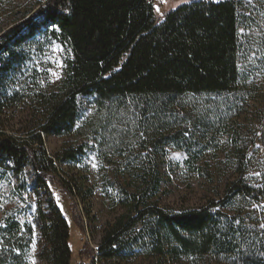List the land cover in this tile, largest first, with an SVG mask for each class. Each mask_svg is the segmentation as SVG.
<instances>
[{
  "label": "trees",
  "instance_id": "1",
  "mask_svg": "<svg viewBox=\"0 0 264 264\" xmlns=\"http://www.w3.org/2000/svg\"><path fill=\"white\" fill-rule=\"evenodd\" d=\"M152 1L49 0L0 37V114L19 102L9 82L27 60L25 45L49 35L71 55L58 91L41 95L44 113L39 133L18 137L0 125V170L9 169L19 178L30 170L47 195V206L44 211L40 207L35 222L45 244L39 258L45 264H71L69 224L49 182L58 171L56 163L76 161L86 147H67L51 158L43 136L62 138L79 129L82 103L89 99L97 120L85 124V133L110 143L121 138L122 145L130 138L126 124L137 121L155 134L153 150L143 145L125 157L123 174L138 183V191L124 197L132 203L130 213L107 231L96 251L100 260L115 264L139 249L148 264H168L169 259L182 257L264 264V234L253 226L254 217L247 210L264 203V178L259 186L245 179L249 149L259 142L248 127L239 126L230 134L232 149L223 163L232 172L220 201L180 214L147 205L161 185L158 155L172 147L186 155L189 170L200 172L197 165L206 151L203 141L217 133L253 92L241 30L257 16H247V0H202L180 6L157 24ZM254 1L264 7V0ZM53 25L59 30L53 31ZM260 61L264 69V60ZM188 97L198 100L197 107L181 114L177 107ZM174 125L171 132L160 131ZM222 169L216 174L221 175ZM204 173L213 183L215 176L208 170ZM66 190L73 194L72 188ZM3 225L0 264H31L33 224L10 216Z\"/></svg>",
  "mask_w": 264,
  "mask_h": 264
},
{
  "label": "rangeland",
  "instance_id": "2",
  "mask_svg": "<svg viewBox=\"0 0 264 264\" xmlns=\"http://www.w3.org/2000/svg\"><path fill=\"white\" fill-rule=\"evenodd\" d=\"M48 1L0 0V37L16 24L31 17ZM196 1L202 0H189L187 3L183 0H153L156 23L163 22L167 13ZM247 1L249 2L247 16H257V19L248 20L246 28L241 30L243 59L246 61V72L248 73V70L250 72L249 84L251 87L254 86V90L242 100L238 110L230 118H226V122L220 124L217 133L209 134L203 141L206 151L197 165L200 172L189 170L184 164L186 155L172 147H167L158 155L157 167L161 174V185L157 195L147 203L148 206L180 214L205 208L211 201H220L224 194V185L229 181L232 172L231 168L223 163L232 149L230 134L235 128H240L239 126L248 127L251 134H256V140L259 141L249 149L251 156L245 179L251 185L259 186L264 178V134H262L264 132L262 130L264 69H261L260 61L264 60V48H262L264 20L260 15L264 14V7L260 9L254 0ZM157 7L159 12L156 10ZM53 44L61 46L53 37L44 35L23 47L27 60L9 82V90L19 94V102L0 114L1 127L11 135L20 137L32 132L39 133L44 113L41 95H50L58 91L64 77L66 62L71 57L70 52L63 46L61 47L65 51L58 56L54 55L51 51ZM56 59L63 61L62 69L56 68L54 62ZM48 68L56 70L60 78L55 79L50 76L46 71ZM181 101V106L177 107V111L181 114L187 109L194 110L197 107L198 100L194 98L188 97ZM96 117V109L91 100H83L79 129L62 138L43 136L45 150L51 158H56L67 147H86L85 154L79 156L76 161L56 163L58 171L49 182L53 198L69 224L71 264H110L100 260L96 251L109 228L119 218L130 213L132 203L123 200L125 196L136 193L139 186L135 180L123 174L122 165L125 157L133 152H139L143 145L153 150L151 146V138L155 136L153 128H148L146 124L141 126L140 123H136L137 121L126 124L125 130L129 132L126 135L130 138L126 137L122 145L121 138L110 143L103 141L101 136L95 137L85 133V124L96 123ZM175 128L176 125L160 131L167 133ZM121 147L126 151L121 152ZM93 164L96 167H93ZM220 167L223 168L222 174L217 175V169ZM204 170L215 176L213 183L205 175ZM256 173L260 175L257 176ZM67 186L73 190L71 196L66 190ZM46 200V193L37 187L30 170H26L21 178L15 176L9 169L0 170V224H3L6 218L14 216L21 222L30 221L35 225L33 242L35 250L32 246L31 258H35L36 264H45L39 258L45 244L35 222L40 207L45 210ZM260 205H252L247 210L254 217L253 226L259 233L264 234V230L259 228L260 223H264V207H258ZM226 212L230 213V211ZM141 228V226L136 228L134 233ZM115 264H148V261L144 253L135 249L129 257L120 259ZM168 264L237 263L235 260L218 258L193 261L182 257L176 260L169 259Z\"/></svg>",
  "mask_w": 264,
  "mask_h": 264
},
{
  "label": "snow or ice",
  "instance_id": "3",
  "mask_svg": "<svg viewBox=\"0 0 264 264\" xmlns=\"http://www.w3.org/2000/svg\"><path fill=\"white\" fill-rule=\"evenodd\" d=\"M183 2L187 3V2H189V0H183ZM156 10H157V12L160 11L158 7ZM58 30H59V28L56 25H53V31H58ZM51 51L54 55L58 56L59 54L63 53L65 50L61 46L53 44ZM49 60L51 61V57H49ZM54 62H55L57 69H62L64 67L63 61L61 59H56ZM46 71L48 72V74L50 76L54 77L55 79L60 78L59 73L56 70H54L53 68H48ZM41 83H43V81H41ZM257 147H259V146H257ZM93 167H96V165L93 164ZM255 175L259 176L260 173H256ZM258 207H264V205H260ZM29 223H30V221H29ZM235 223L239 224L240 221L237 220V221H235ZM5 226L6 225L0 224V227H5ZM33 228H35V225H33ZM259 228L261 230H264V223H260ZM33 250H35V245H33ZM18 254H19V252H18ZM245 255H247V253H245ZM31 264H36L35 258H31Z\"/></svg>",
  "mask_w": 264,
  "mask_h": 264
}]
</instances>
